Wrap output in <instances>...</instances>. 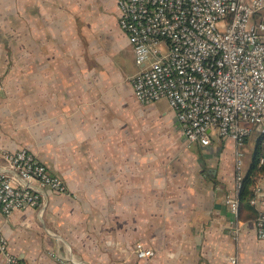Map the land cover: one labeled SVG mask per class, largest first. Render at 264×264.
Wrapping results in <instances>:
<instances>
[{"label":"crops","instance_id":"obj_1","mask_svg":"<svg viewBox=\"0 0 264 264\" xmlns=\"http://www.w3.org/2000/svg\"><path fill=\"white\" fill-rule=\"evenodd\" d=\"M135 64L116 0H0V168L25 148L68 188L33 181L37 207L0 204L11 252L26 264H264L258 209L242 204L236 220L226 204L234 141L188 142L166 99L137 101ZM139 243L154 255L140 260Z\"/></svg>","mask_w":264,"mask_h":264},{"label":"built area","instance_id":"obj_2","mask_svg":"<svg viewBox=\"0 0 264 264\" xmlns=\"http://www.w3.org/2000/svg\"><path fill=\"white\" fill-rule=\"evenodd\" d=\"M121 29L129 37L135 63L134 94L140 104L166 99L190 143L209 145L212 135L235 143L236 186L226 199L238 220L244 180V146L264 135V0H116ZM1 92V87H0ZM0 204L10 215L35 208L40 188L65 194L67 185L23 148L4 154ZM264 166V157L258 167ZM9 171L11 173H9ZM250 205L258 209V237L264 240V172L256 179ZM140 260L155 251L139 243ZM5 264H26L10 250L0 231ZM236 264V259H230Z\"/></svg>","mask_w":264,"mask_h":264},{"label":"trees","instance_id":"obj_3","mask_svg":"<svg viewBox=\"0 0 264 264\" xmlns=\"http://www.w3.org/2000/svg\"><path fill=\"white\" fill-rule=\"evenodd\" d=\"M262 157H264V135H261L257 140V146L253 154L250 169L244 176L243 188L240 196L241 204H249L250 199L253 196L252 187L257 179V175H260L264 172V166L261 168L258 167L259 161Z\"/></svg>","mask_w":264,"mask_h":264},{"label":"rangeland","instance_id":"obj_4","mask_svg":"<svg viewBox=\"0 0 264 264\" xmlns=\"http://www.w3.org/2000/svg\"><path fill=\"white\" fill-rule=\"evenodd\" d=\"M258 19H264V11H262V15L261 17H259ZM132 47V46H131ZM120 56H122L124 59H128V57L130 56V54H127L125 51H122ZM116 60H118V58H116ZM119 61V60H118ZM125 65V70L127 73H130L131 69H132V61L124 64ZM136 65V64H135ZM136 68V66H135ZM162 105L167 107V103L164 101L161 103ZM260 137V135H258L257 133L253 134L252 136H250L247 140H246V144H245V154L246 157H244V164L245 167H248V164L252 163V159H253V154L255 151V148L257 146V140ZM244 167V169H245ZM258 178V175H257Z\"/></svg>","mask_w":264,"mask_h":264}]
</instances>
